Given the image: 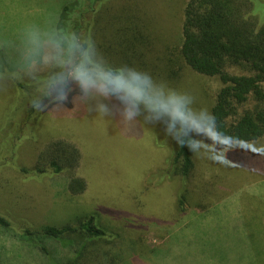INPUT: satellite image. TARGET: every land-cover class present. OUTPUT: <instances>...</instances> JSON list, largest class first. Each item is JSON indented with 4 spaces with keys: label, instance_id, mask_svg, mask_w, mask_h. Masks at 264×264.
I'll use <instances>...</instances> for the list:
<instances>
[{
    "label": "rangeland",
    "instance_id": "1",
    "mask_svg": "<svg viewBox=\"0 0 264 264\" xmlns=\"http://www.w3.org/2000/svg\"><path fill=\"white\" fill-rule=\"evenodd\" d=\"M187 1L104 0L92 17L91 38L84 27L72 51L56 37L63 6L73 0H0V214L10 222V227L0 225V264H52L49 256L22 239L25 229L76 224L91 215L106 231L94 244L96 264H199L207 257L217 264L214 250L200 252L204 245L198 241L197 225L206 220L214 197L225 194L220 189L264 176V139L226 146L222 163L195 155L196 172L187 183L191 192L181 208L183 181L168 174L175 140L164 124L147 122L148 113L131 124L123 122L119 101L95 88L82 96L73 77L84 59L80 47L90 40L86 49L91 61L105 69L128 65L147 71L157 81L191 94L194 107L210 110L219 78L197 73L179 52ZM252 1L264 22V0ZM80 3L83 9L88 0ZM121 27L137 32L132 34L134 45L120 41ZM168 60L175 76L167 69ZM57 82H74L67 89L75 92L72 103L51 106L42 116L40 109L33 116L37 135L32 137L24 128L35 111L33 101L42 100ZM100 104H108L110 114L98 111ZM58 137L81 150L78 174L88 184L83 194L69 193L65 174L26 176L12 165L31 166L40 149ZM65 237L46 240L51 254L62 260L72 258L87 242Z\"/></svg>",
    "mask_w": 264,
    "mask_h": 264
},
{
    "label": "trees",
    "instance_id": "2",
    "mask_svg": "<svg viewBox=\"0 0 264 264\" xmlns=\"http://www.w3.org/2000/svg\"><path fill=\"white\" fill-rule=\"evenodd\" d=\"M103 1L88 0L83 9L80 0H73V3L63 6L58 24L60 37L57 36L56 39L64 48L76 51V41L81 37L84 27L88 31L86 37L91 38L89 31L94 25L92 17ZM87 14L89 19H86ZM86 23L89 25L86 26ZM120 30L123 31L120 41L134 45L135 36L132 34L137 32H133L130 27H121ZM83 46L88 48L90 40L84 42ZM179 52L184 62L197 73L219 78L220 86L210 111L215 115L220 129L238 137L235 144L264 139V22L255 14L253 1L188 0L183 9ZM3 58L6 62V58ZM171 65L172 61L168 60L167 69L175 76ZM3 69V64L0 63V70ZM72 85L74 82L55 83L57 88H62L67 94L66 99L62 102L54 101L48 90V94L42 99L43 106L34 107L31 121L27 123L24 131L31 130V136L32 133L37 135L33 116L40 109L42 116L48 108L59 103L70 106L75 92H68L67 89ZM19 147V144L15 147L14 159L18 158ZM81 159V150L74 142L58 137L52 138L40 149L31 166L15 162L10 164L26 176L49 172L65 174L69 193L80 195L88 187L86 179L78 174ZM195 172V154L175 142L168 174L169 177H180L183 181L184 187L179 198L181 208L191 192L187 183L194 179ZM0 225L10 227L9 220L1 214ZM68 234L84 238L87 242L75 250L72 258L58 259L51 254L46 240L62 241ZM105 236L106 231L97 224L96 216L91 215L80 219L76 224L25 229L22 239L49 256L52 264H96L99 253L94 244Z\"/></svg>",
    "mask_w": 264,
    "mask_h": 264
},
{
    "label": "clouds",
    "instance_id": "3",
    "mask_svg": "<svg viewBox=\"0 0 264 264\" xmlns=\"http://www.w3.org/2000/svg\"><path fill=\"white\" fill-rule=\"evenodd\" d=\"M83 62L73 73L82 88V96L95 88L104 97H113L120 103L123 122L131 124L142 113L147 122L164 124L165 131L175 142L197 156H205L222 163V149L237 142L238 137L220 129L215 115L208 108H196L193 96L157 81L151 73L134 66L122 65L105 69L91 61L88 50L81 46ZM54 101H64L67 94L55 84L49 89ZM33 106L41 108L42 100H34ZM102 114L112 111L108 104L97 108Z\"/></svg>",
    "mask_w": 264,
    "mask_h": 264
},
{
    "label": "crops",
    "instance_id": "4",
    "mask_svg": "<svg viewBox=\"0 0 264 264\" xmlns=\"http://www.w3.org/2000/svg\"><path fill=\"white\" fill-rule=\"evenodd\" d=\"M220 190L225 194L214 197L204 213L206 220L197 225L198 241L204 245L200 252L214 250L217 264H229V257L236 259L235 264H264V176ZM199 264L212 263L207 257Z\"/></svg>",
    "mask_w": 264,
    "mask_h": 264
}]
</instances>
